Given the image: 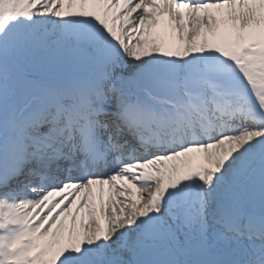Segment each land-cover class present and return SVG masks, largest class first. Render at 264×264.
I'll use <instances>...</instances> for the list:
<instances>
[{"label":"snow or ice","instance_id":"6c2138e0","mask_svg":"<svg viewBox=\"0 0 264 264\" xmlns=\"http://www.w3.org/2000/svg\"><path fill=\"white\" fill-rule=\"evenodd\" d=\"M0 264H264V0H0Z\"/></svg>","mask_w":264,"mask_h":264}]
</instances>
